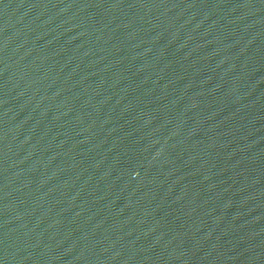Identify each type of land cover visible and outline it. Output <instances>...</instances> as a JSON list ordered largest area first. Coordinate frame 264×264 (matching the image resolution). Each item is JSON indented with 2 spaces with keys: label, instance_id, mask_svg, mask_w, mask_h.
<instances>
[{
  "label": "water",
  "instance_id": "water-1",
  "mask_svg": "<svg viewBox=\"0 0 264 264\" xmlns=\"http://www.w3.org/2000/svg\"><path fill=\"white\" fill-rule=\"evenodd\" d=\"M0 264H264V0H0Z\"/></svg>",
  "mask_w": 264,
  "mask_h": 264
}]
</instances>
